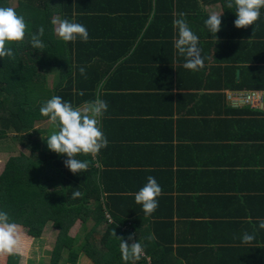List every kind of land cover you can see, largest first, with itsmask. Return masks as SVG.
<instances>
[{
	"label": "crops",
	"instance_id": "crops-1",
	"mask_svg": "<svg viewBox=\"0 0 264 264\" xmlns=\"http://www.w3.org/2000/svg\"><path fill=\"white\" fill-rule=\"evenodd\" d=\"M86 8L96 18L88 29H98L116 64L109 91L102 83L96 94L122 114L102 121L112 145L99 170L110 172L105 208L121 232H132V224L139 230L129 245L145 244L146 264H264V111L227 99L259 90L257 63L240 52L241 43L256 45L262 25L235 28L226 0H83L71 6L72 16ZM222 11L216 42L204 22ZM179 13L199 37V71L185 69L174 47ZM102 55L96 63L105 74ZM149 176L163 194L146 217L134 194ZM245 232L255 234L251 244L242 243ZM150 234L154 241L145 239Z\"/></svg>",
	"mask_w": 264,
	"mask_h": 264
},
{
	"label": "trees",
	"instance_id": "trees-1",
	"mask_svg": "<svg viewBox=\"0 0 264 264\" xmlns=\"http://www.w3.org/2000/svg\"><path fill=\"white\" fill-rule=\"evenodd\" d=\"M11 1L0 0V7H10ZM82 1L17 0L15 10L25 18L30 33H26L25 42L20 47L12 46L15 59L0 58V148L10 139L25 153L19 151L3 165L0 173V211L8 212L13 221L22 225L26 235L32 240L40 239L45 225L52 222V227L58 234L49 264H59L63 251L68 252L72 264H75L78 255L85 256L92 264H123L119 250L120 241L112 232L114 230L116 237L126 239L133 233L139 234V230L132 224V232H121L122 223L110 214L102 201V194L111 192L105 187L110 172L101 171L99 167L104 164L112 144L108 142L107 147L94 158L90 155L78 156V159L89 161V168L86 172L74 175L64 165L67 158L57 155L47 147L46 137L54 129L39 131L34 126L35 123L48 122L47 117L41 116L39 109L53 96H60L77 107L97 97L106 101L108 109L100 121L103 133L102 121L106 116L109 118L113 114L122 115H116L109 108V97L107 99L105 96L96 95L102 83H105L104 91H109L110 71L116 64H111L110 48L106 50L108 57L105 56V47L101 37L99 39L98 29L94 35L93 30L88 29L96 19L92 10L78 9L77 15L72 16L71 6ZM62 9H68L64 18L87 28L89 40L86 43L79 38L65 43L51 35V20L55 15L60 17ZM257 22L263 27L261 37L258 35L256 45L254 42L241 43L246 46L240 53L247 62L257 63L254 69L258 79L255 81L252 76L251 81L261 82L258 83L260 87L257 86L256 89L259 90L256 91L264 92V8L261 9ZM40 26L44 27L41 39L45 48L33 49L28 41ZM101 55L100 61L104 59L107 62L105 74L99 69L101 62L99 65L96 63ZM129 62L131 61L127 64ZM81 67L86 70V78L80 74ZM250 67L246 68L252 69ZM48 68L58 70V81L51 92L45 88L43 79V73ZM120 69L121 67L117 68L115 75ZM241 74L251 75L248 72ZM115 81L113 78L112 82ZM108 124L109 122L105 123V126ZM75 192L81 195L74 197ZM77 221L82 222V228L84 222H91L92 228L81 235V244L76 251L75 243L78 240L71 238L69 231ZM19 259L18 254L8 256L7 264H19ZM136 264L146 263L142 259Z\"/></svg>",
	"mask_w": 264,
	"mask_h": 264
},
{
	"label": "clouds",
	"instance_id": "clouds-1",
	"mask_svg": "<svg viewBox=\"0 0 264 264\" xmlns=\"http://www.w3.org/2000/svg\"><path fill=\"white\" fill-rule=\"evenodd\" d=\"M228 9H235L236 19L234 27L237 29L253 26L260 17V11L264 8V0H226ZM222 12H211L205 20V27L212 34L216 42V33L221 30ZM184 13H179V18L173 20V27L178 32L174 41V47L178 56L184 57L183 67L190 71H199L204 67L201 49L198 47L199 37L192 31ZM51 23L55 26V34L63 42H74L78 38L82 42L89 40L87 28L76 22L56 16ZM27 23L22 15H19L12 7H0V58L15 59L13 45L20 47L25 42ZM44 35V27L40 26L35 34L30 36V46L33 49H44L45 44L41 37ZM80 74L86 78L84 67L79 69ZM83 95V93H79ZM108 109L106 101L97 97L92 101H86L80 106H73L60 96H53L42 104L39 111L41 116L48 118V123L54 131L46 137L47 147L57 155L65 156V167L72 174H81L89 168L88 160L78 159V156L96 157L100 151L107 147L108 141L101 130L100 121ZM163 194L161 186L154 177L149 176L147 183L134 194L136 204L142 205V211L146 217L151 216L158 208V197ZM81 194L75 192L74 197ZM259 228L264 229V220L259 221ZM120 241L119 250L123 264H136L145 255V244L137 239L129 245L134 235H129L127 240L116 237ZM255 234L245 232L242 235V243L251 244ZM29 238L23 231L22 225L12 220L6 211H0V257L18 254L22 246ZM154 241V234L145 238Z\"/></svg>",
	"mask_w": 264,
	"mask_h": 264
},
{
	"label": "rangeland",
	"instance_id": "rangeland-1",
	"mask_svg": "<svg viewBox=\"0 0 264 264\" xmlns=\"http://www.w3.org/2000/svg\"><path fill=\"white\" fill-rule=\"evenodd\" d=\"M9 5L10 7L16 9L17 0H12ZM26 33H30V27L28 26V24ZM51 35H55V37H57V35L55 34L54 25H51ZM43 79L45 81V88H47V90H50L49 92H51L58 81L57 68H48V70H45V72L43 73ZM34 126L35 129L39 131H48L51 125L48 122H40L35 123ZM43 136H40V138ZM14 144L15 143H13L9 139L0 148V173L3 170V165L9 157L17 155L19 151L25 153L24 150L19 147H16V145ZM81 224V221H77L74 227L69 231V236L71 238H74L76 241L78 240L77 243H75L76 251L77 246L81 244V235H83V233L85 232H88L92 228V224L88 222L83 223V228L81 227ZM24 233L26 234L25 231ZM57 234V231L52 227V222H48L43 229L40 239L32 240L26 235L29 239L22 246L20 252L18 253L20 257L19 264H49ZM69 256L70 255L67 251H63L59 264H72L69 261ZM7 258L8 256L0 257V264H7ZM85 262H87L88 264H92L85 256L78 255L75 264H83Z\"/></svg>",
	"mask_w": 264,
	"mask_h": 264
},
{
	"label": "built area",
	"instance_id": "built-area-1",
	"mask_svg": "<svg viewBox=\"0 0 264 264\" xmlns=\"http://www.w3.org/2000/svg\"><path fill=\"white\" fill-rule=\"evenodd\" d=\"M227 99L234 103H244L251 108L264 111V92L262 91L227 93Z\"/></svg>",
	"mask_w": 264,
	"mask_h": 264
}]
</instances>
